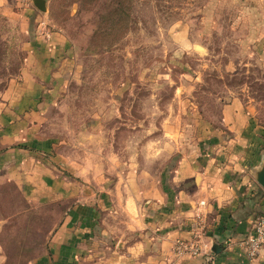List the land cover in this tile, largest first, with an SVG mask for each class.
Instances as JSON below:
<instances>
[{"label":"rangeland","instance_id":"374dc122","mask_svg":"<svg viewBox=\"0 0 264 264\" xmlns=\"http://www.w3.org/2000/svg\"><path fill=\"white\" fill-rule=\"evenodd\" d=\"M44 1L45 12L32 0L0 2V92L18 76L29 41L63 33L70 72L40 130L79 188L104 179L92 189L99 195L140 168L171 195L182 152L224 162L218 150L233 134L220 109L236 105L251 135L234 173L250 179L244 193L263 191L253 173L264 164V0ZM67 205L29 202L0 179V264L45 256Z\"/></svg>","mask_w":264,"mask_h":264},{"label":"crops","instance_id":"0c3cea01","mask_svg":"<svg viewBox=\"0 0 264 264\" xmlns=\"http://www.w3.org/2000/svg\"><path fill=\"white\" fill-rule=\"evenodd\" d=\"M50 34L47 41L36 36L28 42L18 76L0 92V179L29 202L68 203L47 253L30 264H205L200 255L177 257V242L206 244L216 263L239 260L240 243L264 218V192L244 193L250 179L234 173L247 161V139L242 141L251 135L240 107L220 109L221 124L233 134L218 150L224 162L182 152L169 172L171 195L154 173L140 168L95 195L92 189L104 179L85 180L91 189L79 188L52 152L54 140L41 135L43 112L70 72L69 42L60 31ZM251 264H264V251Z\"/></svg>","mask_w":264,"mask_h":264},{"label":"built area","instance_id":"2783aa9c","mask_svg":"<svg viewBox=\"0 0 264 264\" xmlns=\"http://www.w3.org/2000/svg\"><path fill=\"white\" fill-rule=\"evenodd\" d=\"M199 204H202L200 202ZM242 257L235 261H226L223 263H216L209 248L203 243H185L177 242L174 245V254L179 257L184 254L191 256H203L205 264H251L252 261L259 255L261 251H264V218H257L252 225L251 234L246 237L241 243Z\"/></svg>","mask_w":264,"mask_h":264},{"label":"water","instance_id":"95a60500","mask_svg":"<svg viewBox=\"0 0 264 264\" xmlns=\"http://www.w3.org/2000/svg\"><path fill=\"white\" fill-rule=\"evenodd\" d=\"M32 5L34 8L40 12H45V1L44 0H32ZM198 48V47H196ZM253 179L256 184L264 191V164L259 169L254 171ZM211 252L217 254L219 252V247L217 245H213L211 247Z\"/></svg>","mask_w":264,"mask_h":264}]
</instances>
